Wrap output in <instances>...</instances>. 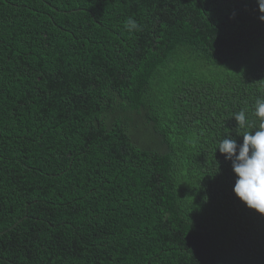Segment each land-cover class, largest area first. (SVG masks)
I'll list each match as a JSON object with an SVG mask.
<instances>
[{
  "label": "trees",
  "instance_id": "1",
  "mask_svg": "<svg viewBox=\"0 0 264 264\" xmlns=\"http://www.w3.org/2000/svg\"><path fill=\"white\" fill-rule=\"evenodd\" d=\"M261 15L0 0V264H264V214L218 149L258 126Z\"/></svg>",
  "mask_w": 264,
  "mask_h": 264
},
{
  "label": "clouds",
  "instance_id": "2",
  "mask_svg": "<svg viewBox=\"0 0 264 264\" xmlns=\"http://www.w3.org/2000/svg\"><path fill=\"white\" fill-rule=\"evenodd\" d=\"M259 11L264 13V0H258ZM264 20V15L260 16ZM125 27L129 30L139 28L135 19L129 17L125 21ZM254 115L258 118V126L254 132H244L243 144L237 145V141L225 138L219 142L218 149L225 158L232 161L236 174L234 185L235 194L246 203L249 208L264 214V99H257ZM238 126L246 125V114L243 110L234 115Z\"/></svg>",
  "mask_w": 264,
  "mask_h": 264
}]
</instances>
